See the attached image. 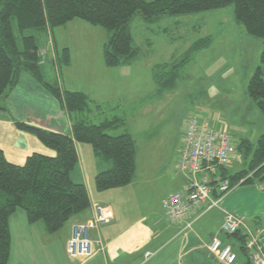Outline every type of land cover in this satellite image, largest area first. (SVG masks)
<instances>
[{
    "label": "rangeland",
    "instance_id": "1",
    "mask_svg": "<svg viewBox=\"0 0 264 264\" xmlns=\"http://www.w3.org/2000/svg\"><path fill=\"white\" fill-rule=\"evenodd\" d=\"M77 21L82 23L81 27L68 24L50 29L46 26L45 32L31 28L21 33L15 20L12 27L16 45L20 49L22 35L34 36L41 68L46 70L45 65L51 60L55 71L52 68L49 75L54 80L48 81L55 82L59 87L61 85L64 90L82 91L89 98L91 109L97 103L103 115L125 114L126 126L136 144L135 172L129 184L108 190L110 194L107 198L113 210L132 217L162 213V198L174 192L175 182L183 175L176 170L175 164L183 140L184 121L189 115L216 127H223L227 123L234 143L240 138H248L252 150L258 137L264 134V116L256 101L246 93L249 78L262 65L260 55L264 42L260 37L247 34L242 24L235 20L233 4L207 11L166 15L153 21L136 14L129 22L133 44L138 49L131 65L146 70L152 67L153 71L158 64H168L167 68L175 65L176 77L173 88L163 94L153 95V84L148 80L137 88L138 92L127 91L125 95L130 103L122 113H116L114 109L118 105L117 99L104 102L109 95L102 85L101 76L106 66L103 45L108 39V31L80 19ZM198 42L208 43L197 47L195 44ZM65 46L72 50L69 65L61 64L57 59L58 53L62 58ZM148 88L146 96L140 100ZM93 112H85L86 117L95 122L103 118V115L93 116ZM119 131L121 128L116 130ZM83 145L93 151L90 145ZM249 158L230 161V166L228 164L226 167L228 173L246 168ZM93 159V154L84 158L88 167L84 170V178L94 166ZM108 161L110 163L111 160ZM80 168L77 163L71 173L75 182L82 178ZM217 209L214 208L204 218L206 226H215L213 231L218 227ZM36 224L27 222L23 209H17L9 216L11 262L67 264L69 255L65 246L57 247L58 241H55L51 250L45 247L46 239L37 237ZM222 235L226 236L224 233ZM231 242L235 243L236 239ZM235 250L242 255L240 248Z\"/></svg>",
    "mask_w": 264,
    "mask_h": 264
},
{
    "label": "trees",
    "instance_id": "2",
    "mask_svg": "<svg viewBox=\"0 0 264 264\" xmlns=\"http://www.w3.org/2000/svg\"><path fill=\"white\" fill-rule=\"evenodd\" d=\"M228 4H233L234 18L246 33L260 37L264 42V0H0V100L9 94L25 71L42 83L69 115L84 114L91 108L89 98L82 91L64 90L43 79L34 36L22 35V49L18 48L13 20L21 33L31 28L45 32L46 26L53 29L74 19L100 26L108 31V39L103 45L104 63L115 67L127 65L136 58L138 49L133 44L129 28V22L136 14L153 21L166 15L207 11ZM207 43L198 42L195 46L203 47ZM62 53L63 62H67V48H63ZM260 62L262 65L248 80L246 93L256 101L264 116V47ZM167 67L168 64L153 66L156 95L170 90L175 84L177 66ZM0 110H4L1 104ZM15 124L35 135L54 155L32 153L19 165L7 161L0 149V264H9V216L17 209L25 211L28 223L42 222L45 231L53 234L72 216L89 207L85 184L75 182L70 175L78 160L76 143L88 144L98 158L112 161L109 167L93 177L98 191L129 184L135 172L136 144L125 128L123 117L114 115L97 122L84 117L74 118L71 134L19 121ZM120 128L121 131L116 132ZM235 146V153L241 158L250 156L247 167L233 174L228 173L227 166L218 167L220 179L233 189L250 186L264 191V134L258 137L253 150L248 138H240ZM210 184L213 198L225 196L224 192L217 190L214 182ZM225 235L236 239L231 244L233 250L240 248L250 264L245 253L244 236L238 231Z\"/></svg>",
    "mask_w": 264,
    "mask_h": 264
},
{
    "label": "crops",
    "instance_id": "3",
    "mask_svg": "<svg viewBox=\"0 0 264 264\" xmlns=\"http://www.w3.org/2000/svg\"><path fill=\"white\" fill-rule=\"evenodd\" d=\"M77 20H71L65 25L75 24L81 27L82 23H79ZM65 28L67 29L68 27ZM51 34L53 33L51 32ZM54 35L56 36L55 31ZM54 42L57 47L56 40ZM64 48L68 50L67 62H63L60 53H58V58L60 57L61 64L69 65L72 61V50L69 46H65ZM84 54L82 55L83 58ZM90 58L98 59L99 57L90 56ZM50 62L45 65L46 70L40 67L42 77L46 81L54 80L49 75V71H52L53 68V64ZM132 63L115 67H103L101 74L103 78L102 85L106 89V94H109L108 99H104V102L111 101L113 98L117 99L118 105L114 108L116 113H122L127 104L130 103L125 95L126 92H131L132 90L138 92L137 88L145 85L146 80L153 84V95L155 94L156 87L153 80L152 67L151 70H146L142 69L141 66H132ZM53 70L55 71L54 68ZM148 91L149 88L143 92L140 100L144 99ZM0 104L4 106V110H0V149L7 161L19 165L23 164L26 157L32 153L52 156L54 152L44 146L35 135L18 128L15 124L16 121L51 131L71 134L73 119L78 117L87 118L85 113H78L73 116L69 115L61 102L42 83L25 71L21 73L19 81L9 94L0 100ZM93 105L92 109L90 108L86 111L87 114L94 111L93 116L102 117L101 106L97 103ZM104 115L99 120L108 118L106 114ZM124 115L117 116L124 118ZM224 125L229 131L227 123ZM125 128L128 130L127 126ZM83 144H75L78 155L77 163L81 167L80 171H82V178L76 182L85 184L89 196V207L72 216L59 231L53 234L47 233L42 223L38 225L39 222H36L35 232L40 240L46 239L44 246L49 250H51L50 247H52L55 241H58L56 243L57 247L59 245L63 247L70 237L72 225L88 219L92 214L91 204L95 202L110 207L112 221L109 224L101 225L96 231L91 230L89 232V238L95 244L93 256L86 260L69 257L67 264H215L216 262L218 264V261H214V258L213 261H209L212 257L208 253L206 246L212 237H218L225 244L233 243L231 242V238L222 235L223 232L220 231V224L225 211L242 218L250 228H264V191L259 187L250 186H237L223 197L218 206L210 209H207V202L196 206H189L185 215L176 222L171 221L167 217L162 205V213L157 216L147 213L134 217L123 215L111 207V202L107 198L108 194H110L107 193L109 191L105 190L104 192L97 193L94 182H91V179L93 180L94 175L98 171L109 167V161L103 162V159L98 158L93 151H90ZM92 154L94 156V166L90 170L91 174L89 172V175L84 178L85 171L88 168L84 158L89 155L92 156ZM233 159L241 160V157L238 153H234L230 161ZM83 162L85 168H83ZM178 178V182H175L174 192L182 190L184 184L187 182L185 175H181ZM214 208H219L217 209L219 217L216 231H213L215 226H206V219H204ZM188 223H191V228L183 231ZM95 240L100 242L101 247L97 245ZM149 251L153 255L146 257L145 254ZM9 264H13L10 256ZM17 264L21 263L17 262ZM234 264H247L246 256L243 253L242 255H238L237 253Z\"/></svg>",
    "mask_w": 264,
    "mask_h": 264
},
{
    "label": "built area",
    "instance_id": "4",
    "mask_svg": "<svg viewBox=\"0 0 264 264\" xmlns=\"http://www.w3.org/2000/svg\"><path fill=\"white\" fill-rule=\"evenodd\" d=\"M235 144L230 132L223 127L212 126L200 118L189 115L184 121L183 140L179 149L175 168L186 176L187 182L180 191L172 192L162 200V208L167 217L179 221L189 206L207 202V209L218 206L223 199L211 196V182L219 192L228 194L233 188L222 181L218 167L227 166L235 153ZM91 216L85 221L72 225L65 250L73 259L86 260L95 253V244L89 238L91 230H98L101 225L112 221L110 207L100 203L91 204ZM188 223L183 231L190 229ZM220 231L225 234L240 232L244 236L245 253L250 264H264V228L253 230L240 217L225 211ZM101 247L100 242L95 240ZM208 253L220 264H234L236 253L231 244L222 243L218 237H212L206 246ZM147 252L146 257L152 256Z\"/></svg>",
    "mask_w": 264,
    "mask_h": 264
},
{
    "label": "bare ground",
    "instance_id": "5",
    "mask_svg": "<svg viewBox=\"0 0 264 264\" xmlns=\"http://www.w3.org/2000/svg\"><path fill=\"white\" fill-rule=\"evenodd\" d=\"M236 147V146H235Z\"/></svg>",
    "mask_w": 264,
    "mask_h": 264
}]
</instances>
